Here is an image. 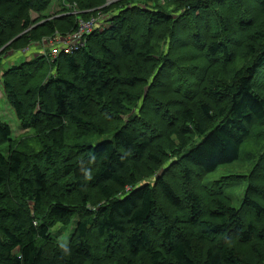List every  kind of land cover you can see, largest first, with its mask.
<instances>
[{
  "label": "trees",
  "instance_id": "trees-1",
  "mask_svg": "<svg viewBox=\"0 0 264 264\" xmlns=\"http://www.w3.org/2000/svg\"><path fill=\"white\" fill-rule=\"evenodd\" d=\"M52 1L0 0V63L9 49L76 27V16L29 17ZM70 1L91 19L108 0ZM116 1L86 46L1 74L21 128L35 132L13 139L0 120V146L11 142L0 151V264H264V130H255L264 127V21L245 0ZM255 28L236 59L242 40L230 31ZM200 55L209 64L184 65ZM218 63L232 76L215 73ZM137 98L141 114L128 116ZM97 135L106 138L80 142ZM250 137L255 152L244 150ZM242 156L254 166L234 175L248 181L237 208L221 181L201 180ZM74 221L62 243L52 229Z\"/></svg>",
  "mask_w": 264,
  "mask_h": 264
},
{
  "label": "rangeland",
  "instance_id": "rangeland-1",
  "mask_svg": "<svg viewBox=\"0 0 264 264\" xmlns=\"http://www.w3.org/2000/svg\"><path fill=\"white\" fill-rule=\"evenodd\" d=\"M162 1V0H161ZM163 2V1H162ZM246 4L249 6V14L251 15L252 18L255 19L257 23H261L264 21V15H260V8L258 1L255 0H245ZM117 4L116 0H108L104 4L101 5V7H105L104 9H98L96 12L97 14H93L90 17H100L102 16L101 20L102 23L98 26L101 30L108 27V24H110V19L113 17V10L112 8L109 7H115ZM37 6V5H36ZM218 9L226 14L227 16H235L236 15V10H229L225 12L224 8L221 6H217ZM257 7V8H256ZM104 10V11H103ZM81 8L76 2H72L70 0H53L49 6L42 10L41 12H38V10L35 8L30 9L29 12V17L38 20L39 24H46L48 21L54 19L58 21L59 24H61L64 21H67L70 16H73L75 20L77 21L76 27L81 23V22H87L88 18L82 17L81 16ZM76 27L72 30L69 31L65 34L57 31L55 34L51 36H44L41 40L39 41H27L25 44H27L24 47H21V49H9L7 50L3 55H2V61L0 63V77L1 74L7 70L9 67L18 65L26 60H31L32 58L39 56V55H46L52 60H55L61 53H67L66 52V45L69 42V38L71 34L74 32ZM200 30L202 26L199 27ZM261 28H255L251 32H239L235 34V31H230V34L232 36H235L237 38H240L242 40L241 44H234L237 47V55L236 59L240 58L243 56V52L245 50V46L247 43H250L252 41V32L253 31H260ZM208 30H205V33ZM22 34H19L16 39H19ZM89 37V36H88ZM88 37L86 42L88 41ZM186 39L188 40L187 36H185ZM86 46V45H84ZM3 49V48H2ZM2 49H0V53H2ZM81 49V48H80ZM79 50V49H78ZM77 51V50H76ZM189 51H192L190 46L185 47L184 49V54H190L188 53ZM118 57L121 58L122 61H127V56L124 54H118ZM195 63H199L201 65H207L209 64L208 61L202 59V56L195 57H188V60H185L184 65L186 64H191L195 65ZM215 73L218 71L219 68L222 67V71L225 72L224 74L227 77L232 76V73L230 72L228 66H221L219 63L217 65H213ZM236 67H238V64H236ZM50 72H53L51 70ZM188 73V72H187ZM189 80H196L193 76L189 75ZM3 81L0 79V120L3 122H7L11 125L13 129V134L12 138L13 139H20L21 136H31L34 135V130L31 131H26L21 128L20 121L16 115V112L14 108L11 106V103L9 102L8 97L6 96V93L4 92V86H3ZM168 87V86H166ZM200 88V87H199ZM198 88V89H199ZM169 91V90H168ZM170 95V103L177 104L176 99L179 97L174 94V92ZM176 98V99H175ZM142 103V100L136 99L134 103L131 104L132 109L129 111L128 116H130L132 113L138 117L141 114L140 111V104ZM154 105V103H153ZM138 123V122H137ZM255 130H264V127H256ZM72 133L70 131V136L72 138ZM106 138L105 135H97L91 138H84L80 140L83 144H96L97 142L103 140ZM28 139L26 142H28L30 145L35 146L37 148L40 147V145L35 142L34 140L29 141ZM77 140V139H76ZM75 143V140H68V147L72 146V144ZM11 142L8 141L7 143H3L0 146V151L7 154L10 148ZM22 144H17L16 148L20 149ZM244 150L246 151H256L257 150V141L254 139L251 140V137L249 140L246 141V144L244 146ZM148 164V163H146ZM254 166V158L249 159L246 156H242L239 160L228 163L225 165H221L217 170L214 172L208 174L204 180H201V184H203V181L207 185H212L215 183V181L219 180L224 186V189L226 190L227 194L230 196L232 199V205L234 207H240L242 204V200L244 197L245 190L248 185V181L245 178H238L235 177V174H241V175H248L250 171L252 170ZM149 167V165H147ZM151 170L147 168L143 175H148V177L151 174ZM232 175V176H230ZM148 181L153 182L154 181V175L150 176ZM172 213L174 211L170 209ZM76 224V222H72L69 225H62L58 224L56 225L55 228L52 229V233L54 235H58L59 240L62 243H67L68 239L70 238V235L72 233L73 227Z\"/></svg>",
  "mask_w": 264,
  "mask_h": 264
},
{
  "label": "built area",
  "instance_id": "built-area-1",
  "mask_svg": "<svg viewBox=\"0 0 264 264\" xmlns=\"http://www.w3.org/2000/svg\"><path fill=\"white\" fill-rule=\"evenodd\" d=\"M100 17H93L87 22H81L69 38V42L66 45V52H72L80 49L84 46L87 40V37L94 31L95 27L98 25L101 20Z\"/></svg>",
  "mask_w": 264,
  "mask_h": 264
},
{
  "label": "clouds",
  "instance_id": "clouds-1",
  "mask_svg": "<svg viewBox=\"0 0 264 264\" xmlns=\"http://www.w3.org/2000/svg\"><path fill=\"white\" fill-rule=\"evenodd\" d=\"M101 23H102V21H99V23H98V25L95 27V29L98 28V26H99ZM76 28H77V27H76ZM95 29H94V30H95ZM93 32H94V31H93ZM93 32H92V33H93ZM92 33H91V34H92ZM86 44H87V42L85 43V45H86ZM82 47H84V46H82ZM80 48H81V47H80Z\"/></svg>",
  "mask_w": 264,
  "mask_h": 264
}]
</instances>
